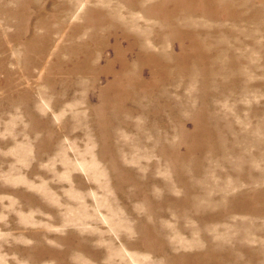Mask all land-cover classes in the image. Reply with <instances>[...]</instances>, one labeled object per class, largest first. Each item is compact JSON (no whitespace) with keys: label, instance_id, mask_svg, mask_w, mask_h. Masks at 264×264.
<instances>
[{"label":"rangeland","instance_id":"rangeland-1","mask_svg":"<svg viewBox=\"0 0 264 264\" xmlns=\"http://www.w3.org/2000/svg\"><path fill=\"white\" fill-rule=\"evenodd\" d=\"M0 264H264V0H0Z\"/></svg>","mask_w":264,"mask_h":264}]
</instances>
